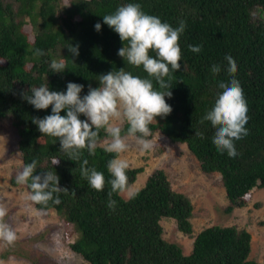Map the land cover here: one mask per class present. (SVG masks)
I'll return each instance as SVG.
<instances>
[{
    "label": "trees",
    "instance_id": "obj_1",
    "mask_svg": "<svg viewBox=\"0 0 264 264\" xmlns=\"http://www.w3.org/2000/svg\"><path fill=\"white\" fill-rule=\"evenodd\" d=\"M127 3L141 4L145 13L173 27L181 20L186 23L179 41L181 69L172 73V97L165 98L173 110L165 118L156 117L149 126L152 135L159 132L171 143L185 144L201 172L219 174L228 200L226 212L244 206L245 195L254 188H264V0H0V119L9 120L18 135L22 168L35 160V174L56 172L59 186L69 190L60 194L59 204L49 201L44 206L32 201L34 207L55 210L71 228L69 248L89 264H259L249 256L250 233L243 227L206 226L192 236L188 254L164 239L163 217L173 219L178 230L192 235L193 206L189 197L171 186L162 169L145 178L135 189L138 195L134 199L113 193L117 206L110 209V185L106 183L102 191L92 188L81 176L82 161L68 159L60 151L58 138L42 135L32 122L34 117L51 114V106L36 110L22 99L21 94L31 87L48 84L52 91H66L67 83L74 82L84 85L83 96L89 86H99L100 74L112 70L124 68L147 78L142 66H133L118 55L123 47L120 37L103 23L104 15ZM96 23L101 24L100 31L95 30ZM71 44L79 45L76 57L68 51ZM189 45L202 50L194 53ZM36 49L45 55L36 56ZM150 55L156 53L150 51ZM228 55L237 63L235 78L243 89L249 117L248 135L235 142L238 155L234 158L216 150L212 143L215 129L209 121L200 122L222 92L218 83L232 78L227 72ZM53 59L66 60L64 73L52 72ZM213 65L221 67L220 73H212ZM128 126L122 124L124 132ZM99 138H107L104 129ZM105 148L99 145L95 155L84 150L83 158L107 181L112 178L107 165L115 154ZM54 158L60 159L58 165L53 164ZM141 171L142 167H129L130 185ZM9 181L18 184L16 177ZM43 261L35 264H55Z\"/></svg>",
    "mask_w": 264,
    "mask_h": 264
},
{
    "label": "clouds",
    "instance_id": "obj_2",
    "mask_svg": "<svg viewBox=\"0 0 264 264\" xmlns=\"http://www.w3.org/2000/svg\"><path fill=\"white\" fill-rule=\"evenodd\" d=\"M103 23L114 30L123 44L118 55L126 59L133 66H142L147 78L134 76L124 68L109 71L99 75V86H89L88 93L81 96L83 84L68 82L66 91H52L48 84L31 87L28 92L21 94L36 110H46L51 106V114L43 118L34 117L32 122L38 127L42 135L56 137L61 145L60 151L68 159L80 163V173L90 186L102 191L105 184L110 185L108 193V207L115 210L117 202L112 199L113 193L124 194L128 199H134L138 192L134 190L128 180L129 163L121 158V154L128 149V141L135 140L142 151H149L153 141L148 139L152 135L150 125L156 117L165 118L172 112V107L166 102V97H172V73L181 69L182 52L180 37L185 31L186 23L181 20L178 27L162 22L154 15L142 10L139 3H127L116 9L113 14L103 16ZM95 30H101V24H95ZM127 41V46L124 42ZM68 51L73 57L79 55V45H69ZM189 50L199 53L201 46L189 45ZM154 51L156 56L150 55ZM36 56H43L42 49H36ZM227 72L232 77L228 82H219L222 90L215 100L214 106L201 119V124L209 121L215 129L212 143L221 154L229 157L238 155L235 142L248 135V107L240 82L235 78L238 71L236 61L226 56ZM53 73H64L67 69L65 59H53L50 63ZM212 73L221 71L219 65H213ZM158 86V87H157ZM64 111L66 115H61ZM83 115L86 119H80ZM129 125L126 132L122 124ZM107 133L105 150L114 153L109 160L107 170L111 179H105L102 172L95 167H89L87 158H83L84 150L89 155H95L100 145L99 131ZM203 139V134L195 133ZM59 158L53 159L58 165ZM37 161L25 164L16 176V182L30 188L29 199L36 204L47 206L49 201L61 203L60 194L68 193L67 188L59 186V176L56 172L46 171L35 174ZM7 208L0 204V240L12 244L16 233L5 221Z\"/></svg>",
    "mask_w": 264,
    "mask_h": 264
},
{
    "label": "rangeland",
    "instance_id": "obj_3",
    "mask_svg": "<svg viewBox=\"0 0 264 264\" xmlns=\"http://www.w3.org/2000/svg\"><path fill=\"white\" fill-rule=\"evenodd\" d=\"M24 29L30 32L29 25ZM17 138L9 120L0 119V204L7 208L5 221L17 236L12 244L0 240V264H35L37 260L45 263L43 259L55 264H89L69 248L71 228L55 210L35 208L25 186L10 183V178L16 177L22 168ZM107 139L100 141V145L106 147ZM148 139L153 141L151 150L142 151L135 140L130 139L127 151L121 154L129 167H142L130 186L134 190L141 187L151 172L162 169L171 186L189 197L193 206L190 218L192 235L178 230L173 219L163 217L160 223L164 239L178 244L188 254L192 248V236L200 229L214 224L235 225L250 233L249 256L264 264V188H254L245 195L244 206L226 212L228 200L219 174L201 172L196 159L183 143H171L159 132Z\"/></svg>",
    "mask_w": 264,
    "mask_h": 264
}]
</instances>
